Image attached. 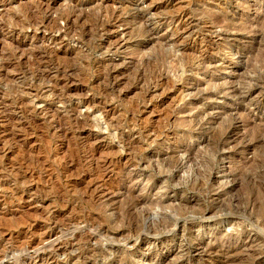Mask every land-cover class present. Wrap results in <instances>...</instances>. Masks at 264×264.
Masks as SVG:
<instances>
[{"label": "rangeland", "instance_id": "rangeland-1", "mask_svg": "<svg viewBox=\"0 0 264 264\" xmlns=\"http://www.w3.org/2000/svg\"><path fill=\"white\" fill-rule=\"evenodd\" d=\"M0 264H264V0H0Z\"/></svg>", "mask_w": 264, "mask_h": 264}, {"label": "bare ground", "instance_id": "bare-ground-1", "mask_svg": "<svg viewBox=\"0 0 264 264\" xmlns=\"http://www.w3.org/2000/svg\"><path fill=\"white\" fill-rule=\"evenodd\" d=\"M204 177V176H203Z\"/></svg>", "mask_w": 264, "mask_h": 264}]
</instances>
